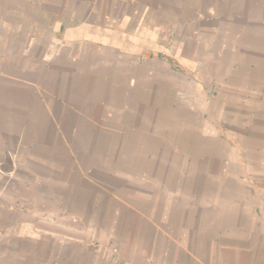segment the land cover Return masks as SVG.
<instances>
[{"label":"crops","instance_id":"0c3cea01","mask_svg":"<svg viewBox=\"0 0 264 264\" xmlns=\"http://www.w3.org/2000/svg\"><path fill=\"white\" fill-rule=\"evenodd\" d=\"M0 264H264V0H0Z\"/></svg>","mask_w":264,"mask_h":264},{"label":"rangeland","instance_id":"374dc122","mask_svg":"<svg viewBox=\"0 0 264 264\" xmlns=\"http://www.w3.org/2000/svg\"><path fill=\"white\" fill-rule=\"evenodd\" d=\"M224 28V30H226L227 32H231V29L229 27H221ZM206 78V77H204ZM208 80V78H206ZM205 79V80H206ZM189 96L190 98V103L189 106L191 108V111L187 114V118L189 119V126L190 129L189 133L191 136L190 139V143L191 146H194V144L198 145H202L203 147H205L206 151L209 150V148H214V147H218V143L216 139H213L211 137H204L203 139L202 137L199 138V140L197 139L196 135L199 136L200 134L197 133V127H198V122L200 120V109L201 108V95L199 96V94L197 93L196 90H189ZM212 94L215 92V90H211ZM221 91H217V93H219ZM230 92H227V94ZM198 95V96H197ZM210 97L207 98L208 102V107L206 108V116L208 119L213 120L215 124H218L219 118H226L227 120H232L233 119V106H227L226 103L224 104L223 101L221 99H218L217 97H214V99H209ZM205 101V100H204ZM210 101V104H209ZM179 109V106H178ZM176 110V109H175ZM185 113V111H184ZM179 116H181L182 111L178 112ZM212 122V121H211ZM213 123V122H212ZM221 123V122H220ZM219 123V124H220ZM227 124V122H226ZM225 124V125H226ZM223 125L224 130L226 132H228L229 130V126L227 124V126ZM233 134V133H232ZM197 141V143H196ZM220 148H222V144L220 145ZM204 149V150H205ZM209 151L208 154L206 156V161L204 162V166L206 169V173H205V183H201V185H196V184H192L196 182V179H198V177L201 175V171L203 170V168L201 167L202 165V159L201 156L199 155V159H197V152L192 156H190L189 159V168H188V173H189V179H190V185H188V187L185 186L184 188V192L186 191V188H188L189 193L190 194H201V195H206L208 197H210L209 195H214V194H233V192H236L237 190H235V188H233V183H228V181L226 182L225 177H222L221 182H218L219 180L217 179L218 177H215L217 175V173L219 172V162L217 161L216 158V162H214L215 164H213L214 158L211 156L209 157ZM193 162V163H192ZM197 163L199 164L200 170H198L197 167ZM112 164V163H111ZM110 164V165H111ZM117 166V164H115ZM203 170V171H204ZM202 171V173H203ZM163 172V171H162ZM95 177L97 178H107L112 180L114 175L110 174L107 176L106 170H101L98 169L97 171H94ZM216 174V175H215ZM176 180V179H175ZM200 180H203L202 178ZM198 181V180H197ZM204 181V180H203ZM220 183V184H219ZM239 193V191H237ZM100 242L96 241L95 245H98Z\"/></svg>","mask_w":264,"mask_h":264}]
</instances>
